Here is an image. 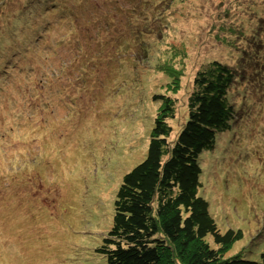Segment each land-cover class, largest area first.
Instances as JSON below:
<instances>
[{"label": "rangeland", "instance_id": "374dc122", "mask_svg": "<svg viewBox=\"0 0 264 264\" xmlns=\"http://www.w3.org/2000/svg\"><path fill=\"white\" fill-rule=\"evenodd\" d=\"M153 2L148 12L149 6L140 7L137 0H0V264H106L97 248L111 225L123 173L145 156L147 129L159 107L152 94L176 97V116L169 122L176 131L202 63L235 60L231 40L236 37L240 44L247 33L264 52V0ZM107 10L115 43L103 39L106 46L96 57L94 41L107 33ZM140 33L150 35L151 51L144 57L148 61L136 62L116 43ZM158 56L163 64L172 61L182 68L173 92L164 75L155 73ZM75 68L85 80L73 75ZM55 85L65 89L58 107ZM241 85L231 89L230 98L241 115L200 156L201 195L221 233L242 232L224 255L241 251L259 260L264 126L247 121L242 111L261 119L264 100L260 91L253 98L236 96ZM244 90L253 89L247 83ZM40 103L49 105L41 110ZM207 241L213 247L210 237Z\"/></svg>", "mask_w": 264, "mask_h": 264}, {"label": "trees", "instance_id": "16d2710c", "mask_svg": "<svg viewBox=\"0 0 264 264\" xmlns=\"http://www.w3.org/2000/svg\"><path fill=\"white\" fill-rule=\"evenodd\" d=\"M137 1L140 7L149 6L148 12L154 7V0ZM109 14L108 10L104 12V19ZM107 19V33L97 34V40L94 41L96 57H101L102 49L106 46L103 45V39L115 43V39H112L115 34L109 31L113 21L110 17ZM128 29L131 31L129 25ZM150 38L148 33H140L137 37L116 44L126 46L130 54L133 53L134 61L147 60L144 57L151 51ZM240 40V44L236 37L235 43L231 40L234 51L229 53L237 56L235 60L231 57L230 60L209 59L196 69L186 92L184 120L176 131L169 123L176 116V97L165 92L152 94V101L159 107L153 115V124L147 129L145 156L123 173L113 200L111 225L97 248L105 257L106 264H264L262 251L259 260L249 258L241 251L224 255L228 246L242 238V232L240 229L229 228L221 233L209 201L201 195L203 170L200 156L205 150L215 147L218 132L230 130L232 123L237 120V105L230 99L233 92L231 89L242 84L241 89L234 90L236 96L253 98V92L260 91V101L264 100L263 47L250 33ZM135 48L138 50L135 51ZM158 57L155 73L164 75L167 90L173 92L180 81L182 68L172 61L163 64L162 57ZM148 64L156 67L154 61ZM75 72L76 77L85 80L83 71L75 68L73 75ZM247 83L253 89L250 93L242 91ZM160 87L163 89L165 86ZM64 90L60 85H55L53 89L57 99L56 107L59 106L58 97ZM33 98L37 100L38 95H31L30 99ZM48 105L40 103L39 108L42 110ZM28 110L32 115L40 113L36 110L32 112L30 107ZM242 112L250 118L247 121L255 120L256 124L264 126V116L257 119L247 109ZM32 123L28 122L27 125L32 126ZM2 200L5 201V198ZM207 237L212 240L213 247Z\"/></svg>", "mask_w": 264, "mask_h": 264}, {"label": "bare ground", "instance_id": "6f19581e", "mask_svg": "<svg viewBox=\"0 0 264 264\" xmlns=\"http://www.w3.org/2000/svg\"><path fill=\"white\" fill-rule=\"evenodd\" d=\"M10 94H11L14 98H16L12 91L10 92ZM7 99H8V98H7ZM15 102H16V101H15ZM9 104H10V103H9ZM33 129H34V127H32L31 130H33Z\"/></svg>", "mask_w": 264, "mask_h": 264}]
</instances>
